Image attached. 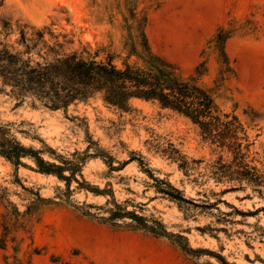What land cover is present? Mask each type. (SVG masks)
<instances>
[{
  "label": "rangeland",
  "instance_id": "rangeland-1",
  "mask_svg": "<svg viewBox=\"0 0 264 264\" xmlns=\"http://www.w3.org/2000/svg\"><path fill=\"white\" fill-rule=\"evenodd\" d=\"M130 9L146 17L153 51L183 78L208 61L200 83L223 113L239 117L254 144L251 157L263 162L264 0H0V48L26 51L24 32L35 59L105 47L121 55V66ZM221 31L229 37L225 75L215 42ZM10 92L0 82V125L48 161L82 158L76 179L84 183L68 189L29 158L17 167L0 156V241L4 225L14 224L0 264L15 257L32 264H222L209 253L229 264H264V201L250 188L227 192L237 183L219 181L216 167L228 155L188 119L138 99L121 109L96 95L54 110ZM163 181L185 201L163 194L173 192ZM116 204L149 226L162 223L168 234L156 236L130 218L100 221ZM13 205L21 216L8 221Z\"/></svg>",
  "mask_w": 264,
  "mask_h": 264
},
{
  "label": "trees",
  "instance_id": "trees-1",
  "mask_svg": "<svg viewBox=\"0 0 264 264\" xmlns=\"http://www.w3.org/2000/svg\"><path fill=\"white\" fill-rule=\"evenodd\" d=\"M125 23L128 35L124 41L123 51L127 54V59L121 66L115 63L121 55L110 52L105 47L94 53L84 49L81 53H55L53 58L44 54L35 59L29 55L32 47L28 45L29 40L23 32L21 41L26 51L8 46L0 48V82L4 87L10 88V93L16 97H30L54 110L65 109L76 101L87 100L96 95H101L106 104L121 109L128 108L133 99L156 103L162 109L178 113L188 119L200 130L205 142L215 145L228 155L227 161L220 157L216 167L219 181L237 183L227 192L250 188L264 201V161L259 164L251 157L250 151L254 144L245 125L238 116L223 113L216 103L214 94L200 83V79L208 73V61L201 62L189 77L183 78L174 64L153 51L146 34L145 16L135 9H130ZM38 37L43 39L44 33H38ZM228 38V35L221 31L215 41L216 49L219 51L220 71L223 75L231 72L230 60L225 50ZM37 47L38 45H33V48ZM48 48L54 51V47ZM102 53L105 56L103 58ZM130 59H134V63H130ZM50 152L51 155H56L54 151ZM102 152L104 153V150L99 148L98 153ZM0 156L17 167L23 165L22 159L29 158L35 163L39 173L57 177L66 183L68 189L74 180L79 185L84 183L76 179V175L82 171V165L79 163L82 158L79 159L77 155L75 159L57 156L59 163L48 161L42 156L41 151L22 145L5 126L1 125ZM163 183L173 191L164 189L163 194L173 200L185 201L178 189L166 181ZM244 184L246 186H243ZM237 185L240 188H237ZM86 186L92 193L104 194L90 185ZM13 208L10 215L6 216L8 221L21 216L14 205ZM109 212L110 217L100 221L113 225L115 220L130 218L137 224L136 227L156 236L163 237L168 234L162 223L155 221L154 226H149L145 218L122 210L120 205L116 204L115 209H110ZM13 225H9L8 222L4 225V237L0 241L2 250L7 249ZM209 254L222 264H229L223 256ZM15 264H32V261L31 258L24 260L15 257Z\"/></svg>",
  "mask_w": 264,
  "mask_h": 264
}]
</instances>
